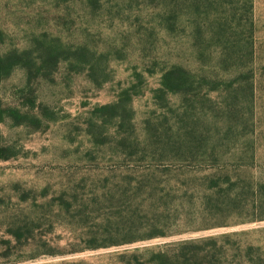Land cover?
<instances>
[{"label": "rangeland", "instance_id": "rangeland-1", "mask_svg": "<svg viewBox=\"0 0 264 264\" xmlns=\"http://www.w3.org/2000/svg\"><path fill=\"white\" fill-rule=\"evenodd\" d=\"M0 264H264V0H0Z\"/></svg>", "mask_w": 264, "mask_h": 264}, {"label": "trees", "instance_id": "trees-1", "mask_svg": "<svg viewBox=\"0 0 264 264\" xmlns=\"http://www.w3.org/2000/svg\"><path fill=\"white\" fill-rule=\"evenodd\" d=\"M213 180H215V179H213ZM213 183H215V181H213ZM214 185H216V184H214Z\"/></svg>", "mask_w": 264, "mask_h": 264}]
</instances>
